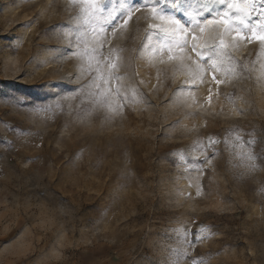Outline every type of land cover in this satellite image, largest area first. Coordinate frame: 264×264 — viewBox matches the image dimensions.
<instances>
[{
    "label": "rangeland",
    "instance_id": "374dc122",
    "mask_svg": "<svg viewBox=\"0 0 264 264\" xmlns=\"http://www.w3.org/2000/svg\"><path fill=\"white\" fill-rule=\"evenodd\" d=\"M95 2L0 0V264H264L255 14Z\"/></svg>",
    "mask_w": 264,
    "mask_h": 264
},
{
    "label": "snow or ice",
    "instance_id": "6c2138e0",
    "mask_svg": "<svg viewBox=\"0 0 264 264\" xmlns=\"http://www.w3.org/2000/svg\"><path fill=\"white\" fill-rule=\"evenodd\" d=\"M119 2V0H118ZM216 2L220 4H225L226 0H216ZM72 3L74 6L82 7L83 3H86V11L88 13V16L92 19H95L98 16H103L104 12V5L100 3H96L95 0H72ZM156 3H159V0H156ZM172 3L176 6V10L179 11L181 7L184 8L185 11H187L189 8H191L190 0H172ZM200 3L203 4V7L207 8L208 0H200ZM227 7L232 12H235L237 15V18L240 20L241 24H245L246 21L252 20L253 15L255 14V22L259 24L261 28V32L264 33V22H261V17L264 16V0H260L259 3H256V0H228ZM153 13H156V8L153 7ZM164 12L162 11L160 13V18L163 19ZM231 16L228 12H225L223 16H220L219 19H216L214 21H211L212 23H217L219 25H222L225 27L226 30H233L229 28V24L231 22ZM126 23V21H125ZM170 23H172L174 26L179 25L180 21L175 18L170 19ZM250 31L252 32V35H255V31L251 29L249 26ZM203 31V29H201ZM238 36H242V33H237ZM246 38V37H245ZM257 39L264 41V34H261L256 37ZM193 40L196 39L195 36L192 37ZM187 41L184 42L186 45ZM221 45L224 47H227L225 42L223 40L220 41ZM197 48V45H193V51H195ZM182 50V48H181ZM173 57H170V59ZM110 67L114 68L115 65H110ZM215 79V77H213ZM118 91V90H117Z\"/></svg>",
    "mask_w": 264,
    "mask_h": 264
}]
</instances>
